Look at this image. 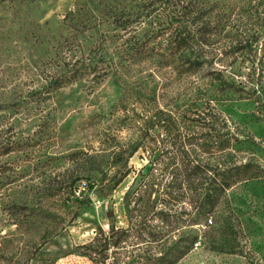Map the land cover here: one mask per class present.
I'll use <instances>...</instances> for the list:
<instances>
[{
	"label": "rangeland",
	"instance_id": "rangeland-1",
	"mask_svg": "<svg viewBox=\"0 0 264 264\" xmlns=\"http://www.w3.org/2000/svg\"><path fill=\"white\" fill-rule=\"evenodd\" d=\"M110 5L138 10L132 0H0V143L14 147L0 152V170L10 176L0 186V264H96L81 254V246L99 229L139 221L126 215L124 195L148 152L139 148L129 158V174L112 191L105 185L118 177L115 167L97 176L103 180L92 190L84 178L71 186L74 177L85 176V159L96 155L107 167L114 146L139 142L143 129L132 120L140 113L189 114L204 106L225 122L235 139V159L245 167L226 191L212 229L195 228L205 234V246L176 264H264V37L250 53L222 48V35L236 30L264 36V0L210 5L221 30L213 45L223 53L201 70L180 75L142 60L125 66L121 76L96 80L88 74L57 88L64 62L93 55L96 47L95 34L79 33L76 23L91 25ZM221 80L228 87L245 83L244 90L223 87ZM247 81L259 91L251 92ZM169 220L162 225L152 219L143 232L130 230L125 251L120 256L110 250L109 262L133 259L147 231L174 240L192 228L190 219ZM151 246L159 251L160 243Z\"/></svg>",
	"mask_w": 264,
	"mask_h": 264
},
{
	"label": "trees",
	"instance_id": "trees-1",
	"mask_svg": "<svg viewBox=\"0 0 264 264\" xmlns=\"http://www.w3.org/2000/svg\"><path fill=\"white\" fill-rule=\"evenodd\" d=\"M132 1L138 3L136 13L110 5L105 16L91 25L88 21L76 23L79 33L88 30L89 34H95L96 47L93 55L74 56L72 62H64L63 73L55 80L57 88L88 74H94L96 80L107 74L121 76L125 66L142 60L155 61L180 75L192 73L210 66L217 53H223V49L215 52L219 48L213 45L221 34L211 16L210 5L215 6V0ZM222 36L227 40L222 48H228L232 54L255 51L261 44L259 39L264 37L258 31L249 30H236ZM72 50L78 52L75 48ZM247 82L251 83V92L259 91L256 83ZM221 84L227 88L233 86L234 90H244L245 86L241 82L237 87L235 83L228 87L222 80ZM146 112L132 120L143 129L139 142L131 147L114 146L107 167L102 158L88 156L85 176L71 180L72 186L84 178L88 182L87 189L92 190L98 180H103L96 177L103 178L108 169L115 167L118 177L105 185L112 191L129 174V158L139 148L148 152L146 163L136 172L124 195L126 215L139 221L128 228L110 225L105 231L99 229L95 238L81 246V254L93 263L176 264L193 249L205 246V234L195 228L212 229L216 219H220L218 207L226 191L245 167L236 161L231 145L235 139L213 108H194L189 114H174L163 109ZM12 150L13 143H0L2 155ZM9 177L5 170H0V186L2 179ZM152 219H158L162 225H169V219H190L188 225L192 228L185 236L174 240L157 238L155 233L147 231L146 242L141 249L138 247L140 250L133 259L123 262L117 256L109 262L110 250L121 256L129 242L128 232L132 229L136 232V227L143 232ZM155 241L160 243L159 251L151 246ZM212 248L215 249V245Z\"/></svg>",
	"mask_w": 264,
	"mask_h": 264
},
{
	"label": "water",
	"instance_id": "water-1",
	"mask_svg": "<svg viewBox=\"0 0 264 264\" xmlns=\"http://www.w3.org/2000/svg\"><path fill=\"white\" fill-rule=\"evenodd\" d=\"M109 215H110V213H109Z\"/></svg>",
	"mask_w": 264,
	"mask_h": 264
}]
</instances>
